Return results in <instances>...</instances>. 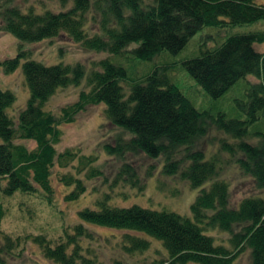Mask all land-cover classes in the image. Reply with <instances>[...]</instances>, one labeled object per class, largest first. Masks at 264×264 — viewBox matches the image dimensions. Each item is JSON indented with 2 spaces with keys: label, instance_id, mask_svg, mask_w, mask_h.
I'll list each match as a JSON object with an SVG mask.
<instances>
[{
  "label": "trees",
  "instance_id": "obj_1",
  "mask_svg": "<svg viewBox=\"0 0 264 264\" xmlns=\"http://www.w3.org/2000/svg\"><path fill=\"white\" fill-rule=\"evenodd\" d=\"M19 1L0 0V33L30 44L66 35L88 52L119 58L131 55L143 62L164 52L180 53L206 27L259 22L264 26V2L260 0H59L65 8L71 2L73 5L65 11L44 13L32 7L23 11ZM263 44L264 30L233 35L221 44H206L200 56L183 64L214 100L223 98L241 80L256 78L257 82L247 81V99L240 103L241 119H228L224 114L215 118L198 110L172 83L165 68L131 78L122 65L110 59L99 60L89 71L81 63L48 66L32 59V52L24 49L14 58L0 59L5 74L22 65L30 92L26 108L15 121L8 109L16 96L0 87V234L5 216L2 197L40 193L53 203L51 176L55 165L68 167L78 159L83 169H89L88 179L103 175L94 166L96 157L79 156L74 150L58 153L56 146L63 137V124L73 123L90 106L104 105L106 119L124 135L118 136L115 145L105 146L109 156H163L165 176L179 177L195 189L212 183L197 196L191 207L192 218L139 206H110L109 196H105L97 201L98 208L78 213L81 223L66 234L65 243L53 247L43 237L34 238L46 259L56 264H91L80 243L92 239L85 227L89 224L123 231L121 247L130 256L148 251L153 239L161 243L170 264H234L247 249L252 250L253 264H264V53L255 47ZM84 80L89 90L82 91L59 116L45 109L60 89L80 86ZM260 123V131H250ZM213 127L236 142L224 140L219 152L207 159L203 151L193 148ZM253 137H257V144L249 142ZM222 153L236 159L235 164L254 179L262 196L232 206L230 184L219 179L227 165ZM118 180L131 182L140 192L145 189L132 164L122 165ZM61 181L75 187L66 200L75 201L86 192L81 178L63 176ZM236 225L240 230H235ZM209 230L229 233L232 249L216 245L205 233ZM4 239L9 243V237Z\"/></svg>",
  "mask_w": 264,
  "mask_h": 264
},
{
  "label": "rangeland",
  "instance_id": "obj_2",
  "mask_svg": "<svg viewBox=\"0 0 264 264\" xmlns=\"http://www.w3.org/2000/svg\"><path fill=\"white\" fill-rule=\"evenodd\" d=\"M264 2V0H260ZM19 5L26 11L34 8L37 13L46 11L61 12L72 7H63L59 0H28L19 1ZM263 22L241 25L203 28L190 41L188 46L180 53L174 55L164 52L148 62L139 61L131 55L122 57L111 56L107 53H95L84 50L79 44L74 43L66 35L55 39L45 40L40 43H23L13 35L0 33V59H11L18 55L20 49L30 50L31 58L48 66L58 63L85 65L89 71L93 64L102 59H110L113 63L122 65L131 78H141L152 73L156 69L165 68L171 78L194 106L204 112H209L217 118L224 114L228 119H241L244 115L240 109V103L246 101L247 81L257 82L256 78L249 77L241 80L231 91L219 100L211 99L189 76L184 62L200 56V52L215 46V41L221 44L227 37L243 35L264 30ZM91 28L95 25L91 24ZM210 38H213L211 41ZM256 49L264 53V44L256 45ZM168 68L170 70H168ZM0 87L10 91L16 96L14 104L8 109L10 116L17 121L29 101L30 92L26 85L22 65L12 74H5L0 69ZM85 80L80 86H72L60 89L46 104L45 109L56 116L61 110L75 103L82 91H88ZM104 105L90 106L79 114L75 121L63 124L61 130L63 137L56 146L58 153L74 150L79 156L96 157L95 167L103 171L99 178L88 179L89 169H83V165L77 159L68 167L55 165L52 169L51 183L54 189L53 203H49L43 194L22 195L15 194L11 197H2L5 208V216L1 222L0 256L1 264H56L44 257L41 248L34 243L35 237H43L53 247L65 243V236L73 232L74 226L81 223L78 213L85 208L96 209L97 201L109 196L108 204L118 208L139 206L155 211L174 212L182 216L193 217L192 205L202 189L208 188L212 181L204 187L193 188L188 181L179 177H168L162 173L165 161L164 157L150 159L143 153H128L123 158L109 156L105 146L115 145L118 136H124L122 130L112 125L104 115ZM263 128V124L250 127V131L256 132ZM224 140L230 143L236 142L224 131L210 129L208 135L202 138L193 148V151H203L207 159H210L221 148ZM18 142H20L18 140ZM250 143L257 144V137H253ZM30 148L35 144L24 142ZM227 165L221 172V180H225L231 187V203L233 207L246 198L263 195L251 176L245 175L236 159L222 153ZM132 164L145 184L144 191L131 182L116 181L119 171L124 164ZM63 176H73L84 181L86 192L75 201L66 200L75 187L65 186L61 181ZM92 233V239L80 240L85 256L92 260L91 264H170V258L161 243L152 239L151 248L143 253L130 256L121 247L123 231L85 224ZM235 230H240L236 225ZM211 236L216 245H222L232 249L230 234L220 230L205 232ZM4 237H9L7 243ZM8 247V248H7ZM82 264V263H80ZM234 264H253L252 250L247 249L235 260Z\"/></svg>",
  "mask_w": 264,
  "mask_h": 264
}]
</instances>
